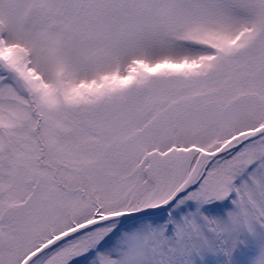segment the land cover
I'll list each match as a JSON object with an SVG mask.
<instances>
[{"label":"snow or ice","instance_id":"snow-or-ice-1","mask_svg":"<svg viewBox=\"0 0 264 264\" xmlns=\"http://www.w3.org/2000/svg\"><path fill=\"white\" fill-rule=\"evenodd\" d=\"M0 264H264V0H0Z\"/></svg>","mask_w":264,"mask_h":264}]
</instances>
